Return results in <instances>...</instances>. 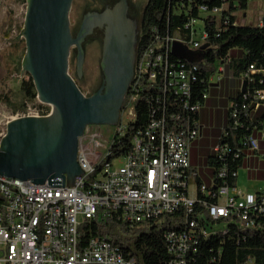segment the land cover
<instances>
[{
  "label": "built area",
  "instance_id": "built-area-1",
  "mask_svg": "<svg viewBox=\"0 0 264 264\" xmlns=\"http://www.w3.org/2000/svg\"><path fill=\"white\" fill-rule=\"evenodd\" d=\"M224 9L228 8L201 5L198 13L219 20ZM198 20L189 18L183 29L157 39L138 57L125 110L129 108L134 117V105L143 99L150 118L131 132L124 154L113 156L108 146L91 161L90 153L78 147L81 174L71 186L34 184L0 175V264H135L134 257L127 256L110 236L82 238L83 226L112 217L132 227L181 211L178 228L164 232L169 255L165 264H195L193 254L199 241L227 233L228 222L243 230L259 225L255 217L264 214V188L254 193L228 185L221 168L217 173L221 183H194V194L190 191L196 175L189 163L190 143L200 133L194 114L201 102L190 101L198 68L190 63L185 66L171 49L174 42L185 51L202 44L207 34ZM249 69L264 76V69ZM263 101L264 90L257 91L250 103L256 108ZM237 112L233 107V121L221 128L218 141L226 140L237 125ZM127 124L117 125L118 137L124 136ZM257 131L264 136L262 128ZM89 141L100 145L92 134ZM218 141L212 150L220 157L227 142ZM245 141L257 154L252 133ZM117 160L120 165L115 164Z\"/></svg>",
  "mask_w": 264,
  "mask_h": 264
},
{
  "label": "trees",
  "instance_id": "trees-1",
  "mask_svg": "<svg viewBox=\"0 0 264 264\" xmlns=\"http://www.w3.org/2000/svg\"><path fill=\"white\" fill-rule=\"evenodd\" d=\"M204 5L208 8L226 7L221 18L212 20L202 17L198 7ZM247 0H147L143 12L141 35L138 40V57L141 52L155 44L157 39H163L183 25L189 18H200L206 31V38L202 44L193 50L186 51L187 56L181 57L185 66L196 65L197 81L191 102L199 100L202 104V94H207L209 77L214 73V65L221 60H226L236 66V74L241 75L245 87L234 98L225 127L233 121L232 108L238 110L237 125L231 130L226 140L220 139L218 143L227 142V148L219 157L213 150L208 163L213 168L211 180L216 184L222 182L217 173L225 169V181L228 185H235L237 172L243 165L247 152L250 151L245 137L254 130H259L262 123L254 121L250 110L254 105L250 102L257 91L264 90V76L258 72L250 73V66L254 69H264V25L245 26L236 22V12L246 9ZM227 19L225 24L223 20ZM241 49L242 56L237 59L230 58V50ZM247 74V76H245ZM27 79L22 80L21 88L27 101L36 100L37 94L28 73ZM129 92L125 95L121 112L128 103ZM264 104V101L262 102ZM242 105L246 109H242ZM150 118V109L143 99L134 105V117L127 124V131L122 137L114 132L109 150L113 156L124 154L129 147L131 132L145 125ZM197 120V113L194 114ZM256 128V129H254ZM256 154V152H254ZM197 185L202 183L197 182ZM257 193H260L258 191ZM183 213L161 217L159 220H150L129 227L119 223L115 218L106 222H94L81 228L82 238L87 240L90 236H110L114 243L127 255L133 256L135 264H165L169 258L164 238V232L176 229L180 225ZM258 226L253 229L243 230L232 222L227 224V233L212 234L201 239L197 252L193 254L195 264H264V214L255 217Z\"/></svg>",
  "mask_w": 264,
  "mask_h": 264
},
{
  "label": "water",
  "instance_id": "water-1",
  "mask_svg": "<svg viewBox=\"0 0 264 264\" xmlns=\"http://www.w3.org/2000/svg\"><path fill=\"white\" fill-rule=\"evenodd\" d=\"M72 3L73 0H27L22 69L30 75L39 102L50 106L51 112L45 116H21L7 123L0 139L2 176L34 184L71 186L74 177L81 174L77 154L85 128L117 124L132 78L131 64L121 76L116 68L109 67L105 84L90 96L81 92L68 73L70 47L78 46L80 40L70 32ZM171 53L188 55L177 42L172 44ZM244 87L243 81L242 91Z\"/></svg>",
  "mask_w": 264,
  "mask_h": 264
},
{
  "label": "rangeland",
  "instance_id": "rangeland-1",
  "mask_svg": "<svg viewBox=\"0 0 264 264\" xmlns=\"http://www.w3.org/2000/svg\"><path fill=\"white\" fill-rule=\"evenodd\" d=\"M134 3L143 9L147 0H133ZM88 0H73L69 11V22L74 27L79 19L81 9ZM27 0H0V135L5 134L7 123L13 119L27 114L45 116L51 112V107L36 100L29 102L24 97L21 88L22 80L27 79V75L22 69V59L25 53L23 39L24 18ZM204 14H202V17ZM264 16V0H247L246 9L236 12V22L239 25L255 26L261 25ZM202 21L198 20V25ZM74 59L69 57L68 73L76 81L79 89L84 95L90 94L98 85L97 74H92L94 67L93 58L86 62V72L81 79H77L74 72ZM218 63L214 65L217 68ZM216 74V71L214 72ZM221 75V73H219ZM124 109L117 120L115 126L112 125H89L85 128L83 136L79 139V149H84L90 153L88 158L92 161L96 155L101 154L105 147L110 145L112 136L116 131L117 125L127 124L133 119V114ZM99 142V147H95L90 139V135ZM262 157V156H261ZM120 165V161H115ZM246 168H239L237 181L239 187L244 190L246 185L253 186L254 181L246 178ZM192 194L195 192L194 182L190 186Z\"/></svg>",
  "mask_w": 264,
  "mask_h": 264
},
{
  "label": "flooded vegetation",
  "instance_id": "flooded-vegetation-1",
  "mask_svg": "<svg viewBox=\"0 0 264 264\" xmlns=\"http://www.w3.org/2000/svg\"><path fill=\"white\" fill-rule=\"evenodd\" d=\"M144 8L140 9L133 0H88L82 7L74 27L70 25L72 37H80V40L78 46L73 44L70 47L69 57L74 59L77 79L83 78L86 62L93 58L91 72L97 74L99 81L95 89L85 96L92 95L106 83L109 67L116 68L118 76H121L128 72L127 64L130 63L132 78L124 100L134 78Z\"/></svg>",
  "mask_w": 264,
  "mask_h": 264
},
{
  "label": "crops",
  "instance_id": "crops-1",
  "mask_svg": "<svg viewBox=\"0 0 264 264\" xmlns=\"http://www.w3.org/2000/svg\"><path fill=\"white\" fill-rule=\"evenodd\" d=\"M229 54L231 59H237L242 56V50L235 48L230 50ZM221 67L223 70H218ZM215 71L216 74L213 73L209 77L207 96L197 112L200 133L190 143L189 149V163L196 173L192 181L206 186H210L213 174V168L208 163L209 156L213 153L212 148L218 141L221 128L227 124L229 108L241 91L244 81L241 75L236 74V66L228 61L219 62ZM249 114L254 121H261L264 131V104L250 110ZM252 135L257 139L258 153L248 151L240 168H246V178L254 181L253 186H248V182L244 191L255 193L264 188V136L257 130H254ZM235 185H240L237 178Z\"/></svg>",
  "mask_w": 264,
  "mask_h": 264
}]
</instances>
